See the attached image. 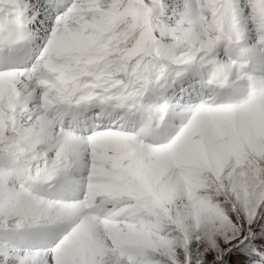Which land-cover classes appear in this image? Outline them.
I'll use <instances>...</instances> for the list:
<instances>
[{
	"label": "snow or ice",
	"instance_id": "obj_1",
	"mask_svg": "<svg viewBox=\"0 0 264 264\" xmlns=\"http://www.w3.org/2000/svg\"><path fill=\"white\" fill-rule=\"evenodd\" d=\"M0 264H264V0H0Z\"/></svg>",
	"mask_w": 264,
	"mask_h": 264
}]
</instances>
